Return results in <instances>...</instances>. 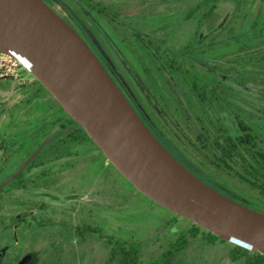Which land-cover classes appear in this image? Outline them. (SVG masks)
<instances>
[{"label": "rangeland", "instance_id": "rangeland-1", "mask_svg": "<svg viewBox=\"0 0 264 264\" xmlns=\"http://www.w3.org/2000/svg\"><path fill=\"white\" fill-rule=\"evenodd\" d=\"M43 1L180 163L239 202L263 198L217 167L205 146L223 132L236 134L234 112L264 146V0H89L109 15L81 0ZM137 33L176 53L181 69L170 72L163 54ZM194 76L209 87L218 82V98L199 102L190 87ZM44 88L0 51V264H109L108 237L137 245L140 264L157 257L193 221L135 188L94 142L61 143L67 130L54 122L66 111ZM229 248L198 235L173 264H232Z\"/></svg>", "mask_w": 264, "mask_h": 264}, {"label": "water", "instance_id": "water-1", "mask_svg": "<svg viewBox=\"0 0 264 264\" xmlns=\"http://www.w3.org/2000/svg\"><path fill=\"white\" fill-rule=\"evenodd\" d=\"M0 51L35 76L135 188L222 239L264 254V212L180 163L90 48L43 0H0Z\"/></svg>", "mask_w": 264, "mask_h": 264}, {"label": "trees", "instance_id": "trees-1", "mask_svg": "<svg viewBox=\"0 0 264 264\" xmlns=\"http://www.w3.org/2000/svg\"><path fill=\"white\" fill-rule=\"evenodd\" d=\"M88 7L94 9L98 14L109 15L104 9L97 4L92 3L89 0H81ZM138 34V33H137ZM138 36L144 41L145 45L153 49V51H159L163 54L165 63L170 72H176L181 69L182 64L178 61L177 54L169 51L165 48H160L161 45L155 43L152 38L145 36ZM259 65L264 67V62H259ZM191 90L197 100L202 103H207L211 99L218 98L220 94V84L217 82L213 86H206L199 82L197 77L191 79ZM45 89V88H44ZM233 120L237 129L236 134L221 133V140H215L211 142V145L216 148L211 149L205 146L212 153V159L217 167L226 171H232L235 176L241 179L246 185L259 193L263 198L261 200L252 199L251 203L241 201L243 204L252 208L264 212V146H262L261 140L254 133L251 124L239 113L234 112ZM59 123L58 131H64L59 141L61 143H86L93 140L89 137L86 130L81 127L68 113L64 112L62 121L56 120L54 123ZM221 132L224 131V127H219ZM205 144V143H202ZM171 152L172 149H170ZM42 154H36L25 165V170H28L36 165L37 157ZM173 154H176L173 152ZM247 155L249 157H247ZM237 163L239 170H236L228 161ZM237 160V162H236ZM208 169V168H207ZM209 170V169H208ZM24 170H20L13 181L19 180L23 175ZM207 182V181H206ZM211 186L215 185L207 182ZM229 195L228 193H226ZM240 200V199H239ZM244 200V199H243ZM89 226V225H87ZM78 230V227H76ZM87 229L95 231V227L89 226ZM99 236L102 237L100 230ZM200 235L201 239L209 243L216 241L227 242L230 245L228 250V258L232 264H264V254L259 251H251L243 248L239 245L230 243L218 235L205 229L203 226L193 222V225L184 231L178 232L174 239L170 240L165 249L155 258L149 260L145 264H173V258L177 251L183 249L188 243L189 238H193ZM108 237L107 243L109 245V254L107 257V263L109 264H140L139 249L138 246L121 240L115 239L113 242Z\"/></svg>", "mask_w": 264, "mask_h": 264}, {"label": "flooded vegetation", "instance_id": "flooded-vegetation-1", "mask_svg": "<svg viewBox=\"0 0 264 264\" xmlns=\"http://www.w3.org/2000/svg\"><path fill=\"white\" fill-rule=\"evenodd\" d=\"M103 8V7H102ZM106 12H108L106 9H104ZM109 14V12L107 13ZM101 15V14H99ZM125 97V96H124ZM126 98V97H125ZM126 100L128 101V99L126 98ZM129 102V101H128ZM130 104V103H129ZM131 105V104H130ZM132 107V106H131ZM140 119L144 122V124L149 128V130L155 135V137L162 143V145H164V147L166 149H168V151L177 159L176 155L173 154V152H171L170 148L164 143V141L155 133V131L153 130V128L149 125V123L141 116H139ZM195 174V173H194Z\"/></svg>", "mask_w": 264, "mask_h": 264}]
</instances>
